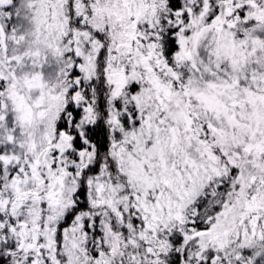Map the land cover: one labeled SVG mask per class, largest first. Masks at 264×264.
Returning <instances> with one entry per match:
<instances>
[{
  "label": "snow or ice",
  "instance_id": "6c2138e0",
  "mask_svg": "<svg viewBox=\"0 0 264 264\" xmlns=\"http://www.w3.org/2000/svg\"><path fill=\"white\" fill-rule=\"evenodd\" d=\"M0 264H264V0H0Z\"/></svg>",
  "mask_w": 264,
  "mask_h": 264
}]
</instances>
